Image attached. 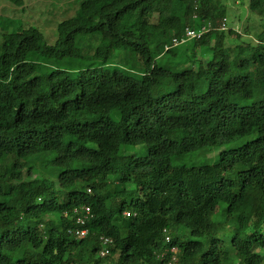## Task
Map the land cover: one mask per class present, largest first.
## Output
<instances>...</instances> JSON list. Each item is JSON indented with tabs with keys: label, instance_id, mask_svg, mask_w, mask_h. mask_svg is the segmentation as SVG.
<instances>
[{
	"label": "trees",
	"instance_id": "16d2710c",
	"mask_svg": "<svg viewBox=\"0 0 264 264\" xmlns=\"http://www.w3.org/2000/svg\"><path fill=\"white\" fill-rule=\"evenodd\" d=\"M249 7L264 15V0ZM223 22L227 0H85L54 44L34 26L3 35L0 264L264 262V26L247 40ZM204 24L189 66L158 62ZM68 59L77 70L56 67ZM251 134L215 163H173ZM139 144L145 155L123 149ZM83 206L94 216L76 237Z\"/></svg>",
	"mask_w": 264,
	"mask_h": 264
},
{
	"label": "rangeland",
	"instance_id": "374dc122",
	"mask_svg": "<svg viewBox=\"0 0 264 264\" xmlns=\"http://www.w3.org/2000/svg\"><path fill=\"white\" fill-rule=\"evenodd\" d=\"M85 0H24L23 4H15L12 0H0V54L1 43L5 33L14 32L23 27L34 26L37 27L44 35V40L48 44H54L58 38V26L60 22L75 16L81 9L82 2ZM250 0H227V27H232L241 34H244V39L252 40L262 30L264 26V15L259 14L257 11L249 7ZM158 8V5H155ZM132 23V21L130 22ZM129 25V23H128ZM192 40V39H191ZM190 40L180 44L181 47L177 49L176 54L165 52L160 49L157 52L158 62L180 70L185 66L191 64L190 55L191 47ZM99 44L95 40L89 49L96 47ZM197 56L206 60L211 56L209 46H201L197 49ZM197 58L198 60H200ZM81 61L68 59L59 61L56 67L69 69L71 71L77 70ZM45 67V66H42ZM55 67V66H54ZM82 67V66H80ZM260 97L257 94L254 98L246 100L251 102ZM255 134L248 135L241 138L237 142L229 143L222 146L204 147L199 150L180 156L173 157V163L179 165L186 163L189 165H201L204 163H215L220 154L232 147L233 144H240L247 140L252 139ZM124 151L130 154L145 155L147 147L145 145H125ZM29 170L32 164H27ZM256 190L250 189L248 196L243 204L242 210L244 212L243 220L247 221L252 212V202L255 197ZM225 213L222 212L221 215ZM242 227L243 223H239ZM238 260V257L235 256ZM264 264V262L262 263Z\"/></svg>",
	"mask_w": 264,
	"mask_h": 264
},
{
	"label": "built area",
	"instance_id": "2783aa9c",
	"mask_svg": "<svg viewBox=\"0 0 264 264\" xmlns=\"http://www.w3.org/2000/svg\"><path fill=\"white\" fill-rule=\"evenodd\" d=\"M211 28L210 24H204L200 27L192 28L186 26L184 31L180 35H174L171 37L169 42H167L164 46V50H169L171 48H174L176 46H179L182 43H185L191 39L201 38L209 29ZM227 28V23L223 22L221 29ZM84 209V215L78 216L77 222L80 224V227L71 230V232L76 237H84L88 233V227L86 226L87 220L91 219L94 214L89 206H83ZM127 214H130L127 212ZM168 239V238H167ZM113 240L109 236H102L101 237V244L102 247L99 251L101 256H105L109 254L110 252V246L112 245ZM175 264H179L178 261H176Z\"/></svg>",
	"mask_w": 264,
	"mask_h": 264
}]
</instances>
